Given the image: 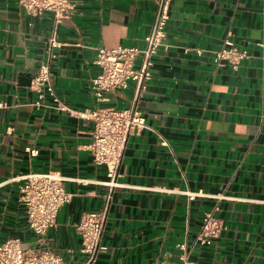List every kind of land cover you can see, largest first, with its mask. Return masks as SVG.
<instances>
[{
    "label": "crops",
    "instance_id": "1",
    "mask_svg": "<svg viewBox=\"0 0 264 264\" xmlns=\"http://www.w3.org/2000/svg\"><path fill=\"white\" fill-rule=\"evenodd\" d=\"M157 1L74 0L53 47L51 13L32 15L18 0H0V242L17 237L24 248L39 246L21 185L29 172L58 171L73 198L45 246L67 260L85 259L77 224L111 193L108 248L95 264L179 261L183 252L199 264H264V0H171L140 102L147 126L129 136L113 189L107 166L88 149L94 123L80 111L126 108L134 88L96 99L98 47L144 46ZM227 39L248 52L237 68L214 61ZM43 63L66 109L50 95L36 104L32 80ZM211 210L225 228L201 245L196 234Z\"/></svg>",
    "mask_w": 264,
    "mask_h": 264
},
{
    "label": "built area",
    "instance_id": "2",
    "mask_svg": "<svg viewBox=\"0 0 264 264\" xmlns=\"http://www.w3.org/2000/svg\"><path fill=\"white\" fill-rule=\"evenodd\" d=\"M20 5L32 15L49 12L54 17V30L49 40L51 46L60 44L57 39L58 25L74 13V0H18ZM171 0H158L157 11L151 31L144 37L145 45L99 46L96 63L100 72L92 79L93 92L98 101L106 99V93L115 89H126L133 84V96L126 108L100 107L80 111L83 117L93 121V140L88 145L94 160L107 166L111 189L119 183L122 158L129 136L147 126L146 117L140 108L146 82L151 77L155 57L164 44L167 24L170 16ZM214 61L223 65L230 63L237 68L242 59L248 56L245 49H240L229 39L226 45L213 51ZM140 57L138 63L137 59ZM32 87L38 92V106L43 105L47 95L53 97L58 108L66 109L57 95L48 63H43L32 80ZM62 104V105H61ZM5 103L0 101V107ZM31 155H37L39 149L28 147ZM68 177L58 171L29 172L21 185L20 201L23 203L30 227L39 236V246L24 248L17 237H10L0 242V264H95L100 253L107 250L103 242L104 228L107 220L111 193L106 197L103 207L97 211L85 212L77 230L81 236V252L85 259L76 263L67 260L61 253L45 246L46 235L56 222L60 208L70 202L73 194L66 189ZM112 191V190H111ZM198 193H190L193 199ZM225 228L224 221L214 211H206L195 242L212 245ZM185 249V243L180 245ZM154 264H199L183 252L179 261L159 259Z\"/></svg>",
    "mask_w": 264,
    "mask_h": 264
}]
</instances>
